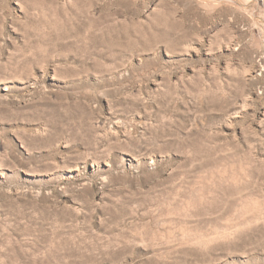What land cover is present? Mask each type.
Segmentation results:
<instances>
[{
  "label": "rangeland",
  "instance_id": "rangeland-1",
  "mask_svg": "<svg viewBox=\"0 0 264 264\" xmlns=\"http://www.w3.org/2000/svg\"><path fill=\"white\" fill-rule=\"evenodd\" d=\"M0 264H264V0H0Z\"/></svg>",
  "mask_w": 264,
  "mask_h": 264
}]
</instances>
